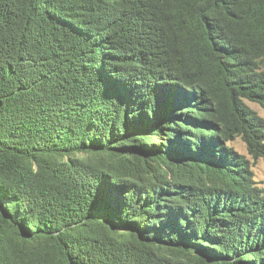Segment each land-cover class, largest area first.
<instances>
[{"label": "trees", "instance_id": "obj_1", "mask_svg": "<svg viewBox=\"0 0 264 264\" xmlns=\"http://www.w3.org/2000/svg\"><path fill=\"white\" fill-rule=\"evenodd\" d=\"M264 0H0V264H264Z\"/></svg>", "mask_w": 264, "mask_h": 264}, {"label": "rangeland", "instance_id": "obj_2", "mask_svg": "<svg viewBox=\"0 0 264 264\" xmlns=\"http://www.w3.org/2000/svg\"><path fill=\"white\" fill-rule=\"evenodd\" d=\"M248 105L253 108L261 117L264 118V109L257 103L247 102ZM237 151L246 155L252 164V170L254 172V179L257 181L258 185L264 188V162L261 159L254 161L247 154L244 143L240 138H236L234 141L230 143Z\"/></svg>", "mask_w": 264, "mask_h": 264}]
</instances>
